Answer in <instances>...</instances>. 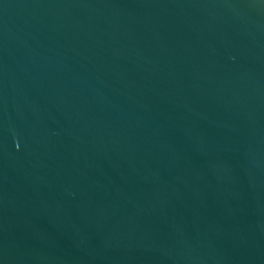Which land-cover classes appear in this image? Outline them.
I'll list each match as a JSON object with an SVG mask.
<instances>
[{"label": "water", "instance_id": "95a60500", "mask_svg": "<svg viewBox=\"0 0 264 264\" xmlns=\"http://www.w3.org/2000/svg\"><path fill=\"white\" fill-rule=\"evenodd\" d=\"M0 264H264V0H0Z\"/></svg>", "mask_w": 264, "mask_h": 264}]
</instances>
